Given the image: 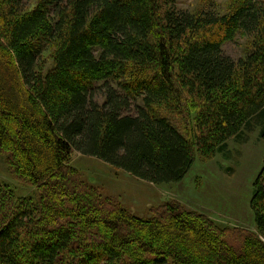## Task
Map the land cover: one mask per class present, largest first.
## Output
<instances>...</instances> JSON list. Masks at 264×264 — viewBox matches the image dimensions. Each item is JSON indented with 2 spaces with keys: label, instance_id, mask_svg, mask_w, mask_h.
<instances>
[{
  "label": "trees",
  "instance_id": "obj_1",
  "mask_svg": "<svg viewBox=\"0 0 264 264\" xmlns=\"http://www.w3.org/2000/svg\"><path fill=\"white\" fill-rule=\"evenodd\" d=\"M242 35L234 60L222 46ZM47 51V56L44 54ZM45 58L49 61L46 66ZM264 140V0H0V264H264V160L240 247L172 200L147 217L87 186L74 153L153 184L253 127Z\"/></svg>",
  "mask_w": 264,
  "mask_h": 264
},
{
  "label": "rangeland",
  "instance_id": "obj_2",
  "mask_svg": "<svg viewBox=\"0 0 264 264\" xmlns=\"http://www.w3.org/2000/svg\"><path fill=\"white\" fill-rule=\"evenodd\" d=\"M176 5L189 12L222 14L229 0H176ZM249 48L250 39L242 35L222 46L224 53L234 60L243 57ZM45 62L47 66L46 58ZM259 131L260 127H253L240 141H228L224 152L209 159L196 154L193 166L178 184L153 185L79 153L72 155L70 163L87 186L97 189L102 196L116 199L136 217L149 216L152 209L167 200L176 201L189 210L206 214L224 228L225 240L230 245L240 247L244 235L255 232L249 200L253 181L264 160V140L260 139ZM0 182L20 198L35 193L13 179L2 155Z\"/></svg>",
  "mask_w": 264,
  "mask_h": 264
}]
</instances>
